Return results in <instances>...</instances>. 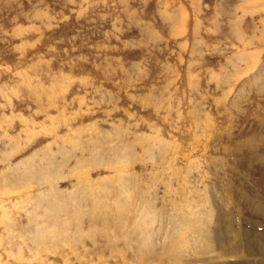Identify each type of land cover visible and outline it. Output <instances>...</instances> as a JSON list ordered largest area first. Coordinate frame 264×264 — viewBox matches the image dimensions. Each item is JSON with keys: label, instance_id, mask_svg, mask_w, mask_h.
Returning a JSON list of instances; mask_svg holds the SVG:
<instances>
[{"label": "rangeland", "instance_id": "obj_1", "mask_svg": "<svg viewBox=\"0 0 264 264\" xmlns=\"http://www.w3.org/2000/svg\"><path fill=\"white\" fill-rule=\"evenodd\" d=\"M0 264H264V0H0Z\"/></svg>", "mask_w": 264, "mask_h": 264}]
</instances>
